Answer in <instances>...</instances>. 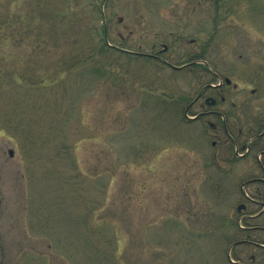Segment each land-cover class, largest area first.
<instances>
[{"label": "rangeland", "instance_id": "374dc122", "mask_svg": "<svg viewBox=\"0 0 264 264\" xmlns=\"http://www.w3.org/2000/svg\"><path fill=\"white\" fill-rule=\"evenodd\" d=\"M195 55L244 133L218 158ZM261 121L264 0H0V264H230Z\"/></svg>", "mask_w": 264, "mask_h": 264}, {"label": "flooded vegetation", "instance_id": "af4514ba", "mask_svg": "<svg viewBox=\"0 0 264 264\" xmlns=\"http://www.w3.org/2000/svg\"><path fill=\"white\" fill-rule=\"evenodd\" d=\"M196 41L192 38L191 42ZM155 46V44H154ZM168 50L167 44L159 51L145 53V55L157 60L163 66L171 65L162 54ZM175 66V65H174ZM182 70L200 71L202 75L210 73L212 78L218 79L216 83L209 82L203 85L197 95L192 98L184 109L185 117L189 121H201L210 128V134L217 136L213 141V146L220 145V150L215 152V156H222L227 151L229 145H234L236 149L242 143L241 138L244 136L243 130L239 126L240 118L232 116L227 110H223L219 105L227 101V96L223 94L226 86L231 85L232 81H227V76L222 75L219 71L213 70L210 61L202 56L195 55L180 64ZM236 85V84H235ZM213 91L215 94L209 93ZM255 92V90H253ZM219 97H218V96ZM214 97L215 100L208 99ZM218 97V98H217ZM235 104V103H234ZM200 108L197 111L193 109ZM190 112H194L190 114ZM264 122L261 121L256 128H250V134H253L243 146L251 152L252 148H259L257 160L260 163V170L249 180L257 183L253 196H248V201L238 205L239 211H245L244 223L238 222L239 229L232 235L233 239L229 241L228 250L235 249V257H231L230 264H264ZM238 131V133H236ZM213 132V133H212ZM224 138L222 139V137ZM221 139V140H220ZM256 146V147H254ZM239 232V233H238ZM236 237V238H235Z\"/></svg>", "mask_w": 264, "mask_h": 264}, {"label": "water", "instance_id": "95a60500", "mask_svg": "<svg viewBox=\"0 0 264 264\" xmlns=\"http://www.w3.org/2000/svg\"><path fill=\"white\" fill-rule=\"evenodd\" d=\"M228 81H229V79H228ZM10 153L13 155V150H11Z\"/></svg>", "mask_w": 264, "mask_h": 264}, {"label": "trees", "instance_id": "16d2710c", "mask_svg": "<svg viewBox=\"0 0 264 264\" xmlns=\"http://www.w3.org/2000/svg\"><path fill=\"white\" fill-rule=\"evenodd\" d=\"M103 46H105V45H103ZM106 47V46H105Z\"/></svg>", "mask_w": 264, "mask_h": 264}]
</instances>
